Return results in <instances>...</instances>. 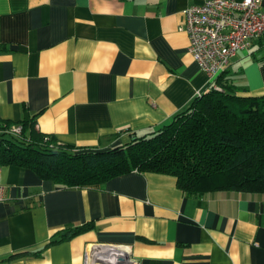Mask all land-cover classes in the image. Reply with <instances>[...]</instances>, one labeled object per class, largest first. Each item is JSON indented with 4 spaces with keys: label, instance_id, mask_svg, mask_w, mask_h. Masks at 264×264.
Here are the masks:
<instances>
[{
    "label": "crops",
    "instance_id": "1",
    "mask_svg": "<svg viewBox=\"0 0 264 264\" xmlns=\"http://www.w3.org/2000/svg\"><path fill=\"white\" fill-rule=\"evenodd\" d=\"M202 1L0 0V126L97 150L170 121L216 85L181 27ZM223 76L264 95V43ZM1 182L0 264H82L107 243L131 245L138 264H264V192L194 196L173 175L135 170L64 186L16 165H1ZM76 227L87 228L59 239Z\"/></svg>",
    "mask_w": 264,
    "mask_h": 264
},
{
    "label": "trees",
    "instance_id": "2",
    "mask_svg": "<svg viewBox=\"0 0 264 264\" xmlns=\"http://www.w3.org/2000/svg\"><path fill=\"white\" fill-rule=\"evenodd\" d=\"M231 81L219 74L216 87L170 121L106 149H74L40 133L30 140L0 133V165L29 168L64 186L99 185L135 170L173 175L194 196L222 189L264 192V95L237 94ZM86 228L64 231L59 239Z\"/></svg>",
    "mask_w": 264,
    "mask_h": 264
},
{
    "label": "built area",
    "instance_id": "3",
    "mask_svg": "<svg viewBox=\"0 0 264 264\" xmlns=\"http://www.w3.org/2000/svg\"><path fill=\"white\" fill-rule=\"evenodd\" d=\"M183 15L181 27L188 37V53L210 79L225 71L237 51L248 50L258 41L264 43V11L260 10V0H203L186 7ZM22 131L20 123L0 126V133L13 136L20 137ZM4 199L0 165V202ZM82 264L138 263L131 245L107 243L91 245Z\"/></svg>",
    "mask_w": 264,
    "mask_h": 264
},
{
    "label": "rangeland",
    "instance_id": "4",
    "mask_svg": "<svg viewBox=\"0 0 264 264\" xmlns=\"http://www.w3.org/2000/svg\"><path fill=\"white\" fill-rule=\"evenodd\" d=\"M233 84L234 86H240L241 83H239V80H238L237 82L235 81Z\"/></svg>",
    "mask_w": 264,
    "mask_h": 264
}]
</instances>
